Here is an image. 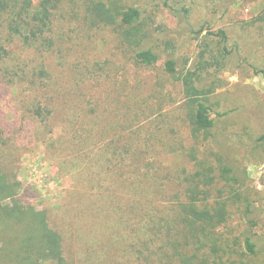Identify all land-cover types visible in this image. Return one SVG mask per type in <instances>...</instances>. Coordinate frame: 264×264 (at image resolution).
Masks as SVG:
<instances>
[{"label": "rangeland", "instance_id": "rangeland-1", "mask_svg": "<svg viewBox=\"0 0 264 264\" xmlns=\"http://www.w3.org/2000/svg\"><path fill=\"white\" fill-rule=\"evenodd\" d=\"M41 1L44 0H32V3L38 6ZM85 1L52 0L55 6L46 35L55 40L58 49L54 54L52 84L55 87L44 95L42 103H49L62 112V118L57 122V134L63 128L70 130L74 124L76 129L80 127V122H92L91 116L96 120L104 119L105 124L111 125L123 121L131 127L128 128L136 144L132 153L144 152L152 165L151 169H159L163 176L170 173L180 179L186 167L188 171L193 166L196 169V161L213 166L215 174L219 175L223 158L211 146L213 136L193 135L186 118L180 82L164 68L168 54L176 56L180 66L187 61V68L194 69L199 60V41L206 32L200 39L188 34L187 29L176 32L179 30V15L156 4L157 0H115L125 7L137 5L143 10L145 26L156 31L153 39L164 53L155 66H138L131 59V54L123 53L124 50L118 46L111 28L96 29L86 22ZM160 1H167L175 9L187 7L190 22L196 29L203 24L215 32L223 29L230 43L238 45L240 49L239 56H231L225 70L210 79V82L215 81L210 101L214 111L222 115L216 116L215 136L228 138L232 142L238 160L248 171L249 179L237 184L217 177L208 201L210 204L223 202L227 205L226 222L216 229L214 235L223 260L229 259L233 264H264V140H261L264 136V74L256 73L259 69L264 71V22L253 24L264 10V0ZM166 41H171L173 50L165 52L163 44ZM87 66L91 71H87ZM211 73L215 75L216 70L212 69ZM45 82L49 84V80ZM4 84L10 86V83ZM3 89L0 86L2 170L17 176L22 192L25 190L28 193L27 189L33 188L29 195L38 193L30 203L39 211L48 209L51 227L64 238V251L69 264H104L102 260L106 252L99 246L102 241L93 238V230H87L89 221L86 218L91 215L93 203H96L99 211L108 205L104 204L103 195L117 191L120 179L112 178L110 172L97 175L95 162L99 161V147L103 146L97 134L98 126H90V129H94L93 150L89 157L84 158V164L88 167V181L91 179L94 186H85L90 193H81L76 189V194L70 196L73 181L63 177L59 182H64V187L66 185L68 188L66 198L67 193L54 176L58 169L56 162L44 154L43 144L38 138L31 136L29 139L27 130L31 126L41 132L46 127L45 123L38 121L28 125L31 116L24 103L33 102L32 95L29 91L21 93L15 89L12 93H6ZM19 106L23 107L22 111H19ZM17 113L20 116H16ZM63 121L69 122H65L67 126L64 127ZM47 130L50 128L47 127ZM68 133L72 136V132ZM125 165L129 167L128 162ZM125 165L120 166L127 172L129 169ZM126 179L128 190L129 185L135 183L136 176L129 174ZM165 185L161 188L157 183V189L165 191L159 194L151 182L142 183L133 190L129 188L128 199L122 200V203L128 209L137 207L143 210L144 215L148 213L146 218L153 220L155 227L159 226L165 221L167 206L163 193L168 194L173 188L167 182ZM141 187L147 191L146 194L140 192ZM8 203V200H4L2 205ZM169 209L167 216L172 212ZM107 215H111L109 210H104L103 218ZM134 215L129 217L132 224L137 221ZM160 237L159 234L153 239L156 247L161 245ZM247 238L260 242L257 253L245 251L244 241ZM116 244L123 252L132 242L118 241ZM197 248L194 246V252L203 255L204 251ZM124 257L128 260L129 255L124 254Z\"/></svg>", "mask_w": 264, "mask_h": 264}, {"label": "trees", "instance_id": "trees-1", "mask_svg": "<svg viewBox=\"0 0 264 264\" xmlns=\"http://www.w3.org/2000/svg\"><path fill=\"white\" fill-rule=\"evenodd\" d=\"M155 3L179 15V30L176 32L187 29L186 32L195 39H200L206 32L199 41V60L194 69L187 68V61L180 66L179 59L168 54L164 60V68L180 82L186 118L193 135L213 136L211 146L223 158L218 169L219 175L215 174L213 166L196 161V169L193 166L192 170L188 171L186 167L180 179L170 173L163 176L159 169H151L152 165L148 163L144 152L132 153L136 144L129 131V125L123 121L117 122L116 125L105 124L104 119L96 120L88 112L92 122H80V127L76 129L74 124L73 129L69 126L70 130L63 128L57 134V122L62 118V112H58L49 103H42L44 95L55 87L52 84L54 54L58 49L55 47V40L46 35L55 6L52 0L41 1L38 6H34L32 0H0V86L6 93L17 89L21 93L29 91L32 95L33 102H23L31 116L28 125L38 121L45 123L46 127L41 132L31 126L27 130L29 139L31 136L38 138L43 144L44 154L52 162H56L58 169L54 176L57 182L63 177L73 181L70 196L76 194V189L81 193H88L87 186H94L91 179L88 181V167L84 164V158L92 153L93 127L98 126L97 134L103 146L99 147L100 158L95 162L97 175L110 172L112 178L120 179L117 191L111 195H103L104 204L108 205L105 204L106 207L99 211V207L93 203L91 215L86 218L89 221L87 230H93V238L102 241L99 246L106 252L102 260L104 264H233L229 259L223 260L220 255L221 248L214 237L216 229L226 222L227 205L223 202L210 204L208 198L217 177L237 184L245 183L249 178L248 171L238 160L232 142L228 138L215 136L216 116L222 115L214 111L210 101L215 86V81L210 82V79L216 78L224 71L227 60L233 55L239 56L240 49L238 45L230 43L229 36L223 29L215 32L204 24L196 29L190 22V11L187 7L175 9L167 1L162 3L160 0ZM84 8L86 22L96 29L111 28L118 46L124 50L123 53L131 54L130 57L136 65L153 67L160 61L164 53L158 49V42L155 43L153 39L156 31L145 26V15L140 7H125L115 0H86ZM263 22L264 10L254 19L253 24ZM163 45L165 52L174 49L171 41H166ZM97 65H100V62H97ZM212 69L216 70L215 75L211 73ZM87 71H91L89 66ZM256 73L264 74V71L259 69ZM79 74L83 76L80 72ZM48 80L49 84L45 82ZM5 82L10 83V86L5 85ZM22 110L23 107L19 106V111ZM16 116L20 114L17 113ZM63 122L64 127L69 123ZM90 126L93 127L90 129ZM47 127L50 130H47ZM68 132H72V136ZM261 140H264V136ZM0 162L4 166V162ZM126 162L129 167H126ZM1 163L0 264H69L64 251V238L51 227L48 209L39 211L30 203L38 193L29 195L32 194L29 192L33 188L27 189L28 193L25 190L22 192L17 176H11L2 170ZM120 165H125L129 171L124 172ZM129 174L136 176L132 187L129 185L131 190L138 188L142 183L150 182L155 187L157 183L161 188L166 187L165 182L173 186L171 192L163 193L167 206L165 221L159 226L155 227L153 220L147 219L145 215L148 213L144 215L143 210L137 207L128 209L123 205L122 200L126 201L129 195L126 185V176ZM163 179L166 181L162 182ZM62 184L60 186L67 193V198L68 188L66 185L64 187V182ZM155 190L157 194L163 191L157 187ZM143 191L144 188L142 190L141 187L140 192ZM4 200L9 203L2 205ZM171 205L175 207L172 208ZM169 208L172 212L167 216ZM104 210H109L110 217L107 215L103 218ZM133 213L137 217L134 224L129 221ZM159 234L161 245L156 247L153 239ZM115 241L132 244L122 252ZM194 246L204 251L203 255L196 254ZM244 249L249 254H255L260 250V242L247 238L244 241ZM124 254L129 255L128 260H125ZM94 257L96 259L97 256Z\"/></svg>", "mask_w": 264, "mask_h": 264}]
</instances>
